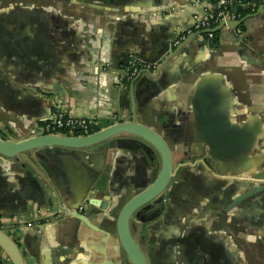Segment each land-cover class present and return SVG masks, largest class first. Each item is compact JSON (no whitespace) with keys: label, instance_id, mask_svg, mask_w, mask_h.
<instances>
[{"label":"crops","instance_id":"obj_1","mask_svg":"<svg viewBox=\"0 0 264 264\" xmlns=\"http://www.w3.org/2000/svg\"><path fill=\"white\" fill-rule=\"evenodd\" d=\"M234 1L245 12L241 33L225 25L215 44L198 36L170 51V38L202 14L199 0H0L1 140L42 136L63 109L93 118L97 131L135 113L170 146V185L131 223L150 264H264V0ZM170 4L184 12L150 18ZM131 56L161 71L119 84ZM201 82L218 104L205 112L230 117L242 141L251 139L246 155L244 144L224 163L210 154L194 104ZM93 156L89 164L49 149L0 156V230L25 264L127 258L120 215L160 175L162 159L131 150ZM77 207L97 230L69 215ZM0 260L11 264L1 247Z\"/></svg>","mask_w":264,"mask_h":264},{"label":"water","instance_id":"obj_2","mask_svg":"<svg viewBox=\"0 0 264 264\" xmlns=\"http://www.w3.org/2000/svg\"><path fill=\"white\" fill-rule=\"evenodd\" d=\"M173 5L178 6L176 4H170L165 7H159L153 11L166 14L170 10L169 8ZM179 14L180 12L174 16ZM196 23L197 22L195 20V24ZM226 25L233 27L236 31V29L241 26V21L236 24L228 22ZM223 26H225L224 23H222L212 32H219ZM185 30L180 29V31H177L172 36V38H170V51L180 50L181 48L187 46L194 37L202 35L196 34L193 37L187 39L180 46L174 48L173 42L175 41L177 35L183 33ZM128 62L129 59L124 68V74H126ZM159 65L160 66L156 73L145 72L141 74L133 83L139 80L143 75H157L161 71L162 63H159ZM210 95L212 96L211 88L204 82H201L196 92L194 102L196 110L199 109L204 111L200 118V122L205 128V131L202 133L207 144L210 146V154L218 161L224 163L226 160H234L233 157L237 155L240 145L244 144L243 155H246L253 147L251 139L246 136L242 141V130L233 124L230 117H221V120H219L217 115L210 117V115L205 112L208 110H214L215 106L218 105L213 99H208ZM130 119L131 120H127L125 122L123 121L105 129L96 131L90 136L73 137L42 135L30 138L20 143L6 142L0 139V156H3L7 159H14L25 153L49 149L53 151H66L72 157L71 159H73L74 156L78 162L89 164L90 161H94L95 159V156L93 155L99 152H104L106 155H111L117 150H131L146 155L149 160H153L156 154H159L162 159V170L160 175L155 177L148 186L137 192V194H135L133 198L129 200L122 210L118 222L119 243L127 256V258L124 260L120 259L119 263L150 264L132 235L131 223L134 217L138 215L139 211L145 209L151 203L158 200L159 197L166 191L174 176L175 161L170 146L158 132L139 123L135 113H132V118ZM208 119L210 120L212 129L208 124ZM115 120L117 121V119ZM220 126H222V129ZM239 173L240 171H235L233 172V175H238ZM68 213L73 218L84 223L87 227L97 230V227L92 223L90 218L86 214H82L80 212V208L77 207L76 209H72V211ZM0 247L7 255L11 264H25L17 245L1 230Z\"/></svg>","mask_w":264,"mask_h":264},{"label":"built area","instance_id":"obj_3","mask_svg":"<svg viewBox=\"0 0 264 264\" xmlns=\"http://www.w3.org/2000/svg\"><path fill=\"white\" fill-rule=\"evenodd\" d=\"M198 6L201 7L202 14L194 16L196 24L193 28L186 29L183 33L178 34L173 47L176 48L183 44L187 39L196 34H202L208 41L215 39V29L222 23L225 25L228 22L233 24L239 23L243 15L239 13L243 4L234 0H199ZM254 8V6H253ZM170 10L166 13L169 16H174L177 13H183L185 7L171 6ZM150 18L163 16L161 12L153 10L148 11ZM236 32L241 33L240 26ZM159 63H147L138 57L131 56L129 58L126 74H121L117 78L119 84H131L141 74L145 72L156 73L159 68ZM98 122L93 118L76 117L67 113L63 109H57L51 118L43 124V135H58V136H90L96 132ZM77 133V134H76ZM83 208H80L82 211ZM0 264H5L0 260Z\"/></svg>","mask_w":264,"mask_h":264},{"label":"trees","instance_id":"obj_4","mask_svg":"<svg viewBox=\"0 0 264 264\" xmlns=\"http://www.w3.org/2000/svg\"><path fill=\"white\" fill-rule=\"evenodd\" d=\"M239 13L240 14L242 13L243 16L245 15V12H243V11H240L239 10ZM218 34H219V32L215 33V39L212 41V44H215L216 43Z\"/></svg>","mask_w":264,"mask_h":264},{"label":"flooded vegetation","instance_id":"obj_5","mask_svg":"<svg viewBox=\"0 0 264 264\" xmlns=\"http://www.w3.org/2000/svg\"><path fill=\"white\" fill-rule=\"evenodd\" d=\"M96 131H97V129H96ZM77 134V133H76Z\"/></svg>","mask_w":264,"mask_h":264}]
</instances>
